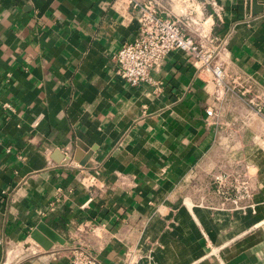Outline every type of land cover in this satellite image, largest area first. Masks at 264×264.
I'll use <instances>...</instances> for the list:
<instances>
[{"label":"crops","instance_id":"obj_1","mask_svg":"<svg viewBox=\"0 0 264 264\" xmlns=\"http://www.w3.org/2000/svg\"><path fill=\"white\" fill-rule=\"evenodd\" d=\"M145 1L0 0V264H264V120L242 95L264 93V0H155L226 90L178 49L157 89L117 74Z\"/></svg>","mask_w":264,"mask_h":264},{"label":"built area","instance_id":"obj_2","mask_svg":"<svg viewBox=\"0 0 264 264\" xmlns=\"http://www.w3.org/2000/svg\"><path fill=\"white\" fill-rule=\"evenodd\" d=\"M133 5L139 11L137 34L132 40L123 43L115 54L117 74L120 77L132 86L149 84L157 89L153 70L161 64L171 50L178 49L192 57L194 63L199 64L200 69L210 76L216 88L230 89L224 68L214 61L215 49L186 35L183 31L182 20L162 16L155 0H146L142 3L133 2ZM242 95L246 96L247 104L264 120V93H253L251 87L248 86L243 88ZM3 106L9 105L5 103ZM206 114L214 116V111L207 108ZM215 179L222 193L228 191L238 193L240 187L246 189L245 181L238 185L236 179L227 180L221 175H217ZM239 198L238 195L232 197L231 200L237 204ZM74 263L104 264L96 256L80 249L74 253Z\"/></svg>","mask_w":264,"mask_h":264},{"label":"water","instance_id":"obj_3","mask_svg":"<svg viewBox=\"0 0 264 264\" xmlns=\"http://www.w3.org/2000/svg\"><path fill=\"white\" fill-rule=\"evenodd\" d=\"M256 2L255 0L252 1V11H251V14L254 15V14H257L259 12L262 11L261 7H257L256 5ZM57 154V151L55 152ZM61 158H63V155H58L57 157H54V160L55 161H59L61 160ZM75 159L76 160H79L80 164H84L85 160H80L77 156H75ZM38 230H43V224L42 223H39L35 229L31 232V237L36 241L38 242L43 248L47 249L49 248L51 245H52V241H59V237L57 236V234H55L54 232H52L51 230L50 231H47L46 230V233H47V236L49 237V240H44L42 239L39 234H38Z\"/></svg>","mask_w":264,"mask_h":264},{"label":"rangeland","instance_id":"obj_4","mask_svg":"<svg viewBox=\"0 0 264 264\" xmlns=\"http://www.w3.org/2000/svg\"><path fill=\"white\" fill-rule=\"evenodd\" d=\"M242 154H243V155H242ZM244 154H245V153H243V152H241V151H238L237 156H245Z\"/></svg>","mask_w":264,"mask_h":264}]
</instances>
